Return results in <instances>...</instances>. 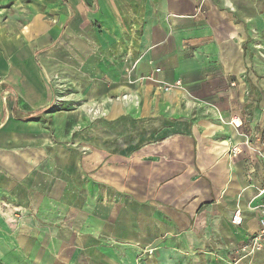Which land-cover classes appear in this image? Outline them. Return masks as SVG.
<instances>
[{"label": "crops", "instance_id": "1", "mask_svg": "<svg viewBox=\"0 0 264 264\" xmlns=\"http://www.w3.org/2000/svg\"><path fill=\"white\" fill-rule=\"evenodd\" d=\"M7 2L0 264H264V0Z\"/></svg>", "mask_w": 264, "mask_h": 264}, {"label": "rangeland", "instance_id": "2", "mask_svg": "<svg viewBox=\"0 0 264 264\" xmlns=\"http://www.w3.org/2000/svg\"><path fill=\"white\" fill-rule=\"evenodd\" d=\"M28 18L29 13L20 12L10 2L0 5V26L1 28L4 27L2 30L10 32L17 23H24ZM257 24L256 28L249 30L250 36L243 44V48L250 57L255 54L264 62V10ZM251 63H253V60H251ZM249 67L252 68L253 65ZM254 97V100L256 99L258 102L259 96L254 95ZM259 132L261 135L258 140L264 144V128L260 129Z\"/></svg>", "mask_w": 264, "mask_h": 264}, {"label": "built area", "instance_id": "3", "mask_svg": "<svg viewBox=\"0 0 264 264\" xmlns=\"http://www.w3.org/2000/svg\"><path fill=\"white\" fill-rule=\"evenodd\" d=\"M232 150L235 152V147H233ZM257 195L264 196V183L258 189ZM256 208L259 213L258 229L247 240L243 241L237 249H235L234 255L232 256L234 261L240 257H250L256 251H264V200L259 203ZM236 217L237 215L235 214L233 218L235 222Z\"/></svg>", "mask_w": 264, "mask_h": 264}, {"label": "trees", "instance_id": "4", "mask_svg": "<svg viewBox=\"0 0 264 264\" xmlns=\"http://www.w3.org/2000/svg\"><path fill=\"white\" fill-rule=\"evenodd\" d=\"M13 109H16V102H15V104H14V107H13ZM39 112H41L40 110H38V112L37 113H39Z\"/></svg>", "mask_w": 264, "mask_h": 264}]
</instances>
